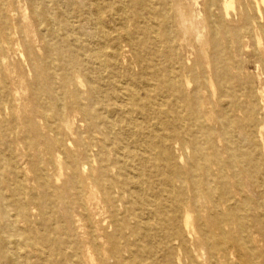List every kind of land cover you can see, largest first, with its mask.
<instances>
[{
    "label": "rangeland",
    "instance_id": "374dc122",
    "mask_svg": "<svg viewBox=\"0 0 264 264\" xmlns=\"http://www.w3.org/2000/svg\"><path fill=\"white\" fill-rule=\"evenodd\" d=\"M229 1L227 14L223 0H170L162 4L168 14L156 17L167 28L154 25L144 38L132 20L140 8L136 0H0V264H116L111 244L123 246L124 236L135 240L130 228L139 208L154 210L147 216L160 228L173 217L169 190L153 189L146 174L119 176L114 168L110 177L118 178L127 193L122 195L117 181L111 198L99 172L114 160L119 143L116 129L110 123L107 129L103 117L104 103L114 100L116 90L105 82L104 91L94 93L98 83L91 81L99 76L125 80L128 71L135 75L137 51L159 59L155 69H148L149 79H161L170 65L200 79L198 104L189 106L194 113L186 122L193 131L188 139L209 141L204 152L218 158L221 170L214 166L212 172L222 177L213 183L221 203H212L204 192L190 206L192 227L183 228L181 213L182 234L169 238V256L156 238L150 261L264 264V183L247 167L257 157L264 174L258 136L264 129V2ZM171 14L175 19L169 22ZM66 24L75 29H65ZM215 63L225 65L229 91L258 109L254 151L243 113L222 117ZM169 152L170 162L184 170L195 156L179 137ZM149 156L154 163V151ZM123 264L142 262L138 256Z\"/></svg>",
    "mask_w": 264,
    "mask_h": 264
},
{
    "label": "bare ground",
    "instance_id": "6f19581e",
    "mask_svg": "<svg viewBox=\"0 0 264 264\" xmlns=\"http://www.w3.org/2000/svg\"><path fill=\"white\" fill-rule=\"evenodd\" d=\"M136 1L140 2V8L132 12L136 33H142L144 38H147L151 33V30L148 32V28L151 27L152 29L154 25L159 26L161 29L167 28L165 23L157 22L156 17L168 14L167 7L162 6V4H170V0ZM223 1L228 14L231 1ZM262 1L264 2V0ZM171 19L173 21L175 19L173 14L167 18L169 22ZM101 25L104 27L105 23L102 21ZM64 28L74 30L75 26L66 24ZM126 29L127 26L125 27ZM128 43L132 47L130 40ZM57 46L58 50L63 49L58 42ZM86 51L88 52L89 49ZM136 53L138 55L136 56V61L139 66V72L135 75L128 71L129 74H126H128L129 78L125 80H113L112 76H99L96 80L91 79V82L96 81L98 83L96 88H92L94 93L104 91L102 88L105 86V82H110L112 90H116V94L113 97L114 100L112 101V97H110L109 101L104 103V113L106 115L103 117L107 119V129L111 128V126H108L109 123L116 129L119 143L113 148L114 160L101 165L99 172L104 180L103 189L111 198H113L112 187L117 181L120 184L122 195L127 193L126 187L122 186L118 178L114 180L110 177V173L114 168L119 176H126L129 173L135 174V176L140 175L141 177L146 174L153 189L159 190L163 187L169 190L174 200L170 205L173 217L169 222H166L163 228H160L161 226L158 227L149 222L150 219H148L147 214L154 213V210L147 206L139 208L133 214L137 222L135 226L130 228L135 240L130 242L124 236L125 242L123 246L116 241L111 244V254L116 260V264L134 262L138 256L142 264H155L154 259H152L153 262L150 261L148 254L153 253L156 249V244H154L157 241L155 240L156 238H160V243L165 248V256L167 258L169 256L168 249L170 248L169 238L172 237L176 240L177 236L182 234V228L178 224L180 214H183V228L189 229L192 227L190 206L196 204L198 198L202 197L204 192H206L205 194H207L212 203L218 204L222 201V195H216V189L213 184L216 181L221 183L222 177L219 175L214 176L215 173L212 172L214 166H217L216 170H221V166L219 162L214 161H217L218 158L209 157L204 152L209 141L199 142L196 138L188 139L189 135H193V131L186 122L189 116L194 113L193 111L191 112L189 106L193 101L198 104L196 98L202 91L200 79L196 82L191 72L174 65L169 66L171 70L166 67L167 74L161 79L157 77L158 75L156 76L157 78L149 79L147 78L148 69L151 66H153L151 68L155 69L159 59L156 57L147 59L146 56H139L141 52L137 51ZM111 55V58L117 61L114 51ZM225 68V65L220 66L215 63L214 72L220 90L222 117H229L234 112L243 113L246 135L252 142H250V148L254 151L259 144L254 132L257 124L255 123L253 112L258 109L253 106L254 102H249L246 105V102L238 94L229 91V79ZM155 73L156 70H152L151 74L153 76ZM210 80L209 85H211L214 94V81ZM261 95L264 101V94L261 93ZM199 103L203 102L200 101ZM202 117L203 113L200 114L201 119ZM263 130V127L258 129V136L260 137V144L264 147ZM178 137L185 138L186 144L192 148V153L195 155L193 160L189 161V167L186 170L177 164H172L169 158L170 145ZM233 149L238 151V146H234ZM153 151L155 160L154 163L150 164L151 157L149 154H152ZM236 155L239 156L240 154L237 153ZM135 156H140L138 163L135 161ZM257 159L259 158L251 157L247 167L255 175H259V178L264 183V174L261 169L263 165ZM145 182L142 181L141 183L144 184ZM262 195V205L264 207V188ZM144 219H147V221H143ZM199 231L205 239L209 238L206 228L199 226ZM144 241H148V245H144ZM123 251L128 254L127 257H125ZM180 259L181 256H178V260ZM211 259L212 263H215L217 255L212 254Z\"/></svg>",
    "mask_w": 264,
    "mask_h": 264
}]
</instances>
